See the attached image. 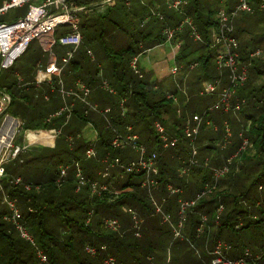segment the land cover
I'll use <instances>...</instances> for the list:
<instances>
[{
  "label": "trees",
  "instance_id": "trees-1",
  "mask_svg": "<svg viewBox=\"0 0 264 264\" xmlns=\"http://www.w3.org/2000/svg\"><path fill=\"white\" fill-rule=\"evenodd\" d=\"M138 1L143 5L139 12H133L129 7L131 4L129 2L132 0H115L112 5L106 4L105 13L97 12V7L100 6L90 8L77 1L78 5L85 6L79 12L82 34L79 48L91 40L92 25L100 26L99 37L103 41L106 64H97L90 69L83 64L84 61H72L71 69L63 79V85L53 86L54 91L48 89V86H45V89L54 98L53 92L59 94L61 88L65 91L77 90V83L83 82L91 89L89 101L96 102L100 108L112 107V112L107 117L95 111L86 114L85 105L76 98L79 105L70 116L74 119L73 123L67 125L70 121L68 120L65 124L64 134L67 136L59 135L58 137H62L59 144L66 147V150L58 153L56 167L50 165L47 168L51 172L47 181L41 179V175L47 174L45 169L39 170L37 166H30L32 162L44 163V155H37L34 158L31 155V159L27 160L24 154L28 150L26 149L18 159L14 160L20 159L19 164L12 165L14 161L10 162V170L14 174L24 171V177L18 176L21 177L23 184L30 185L31 189L27 190L24 185L11 183L13 179L11 177L5 185L2 183V189L0 188L2 196L0 264L40 263L35 247L19 235L12 223L3 219L8 212L3 203L4 192L16 200L20 219L26 222L38 247L42 248L47 255L48 264H102L105 255L109 253L116 258L117 264H209L210 251L213 250L217 240H222L230 246V249L225 250L226 257L240 258L249 251L252 255L262 254L257 264H264V61L260 58L251 59L248 55L250 46H259L262 42L264 43V34L258 37L253 36L249 32L253 24L247 27L242 22L244 18H251L255 14H261L264 21V8H260L261 0H251L253 12L241 13L235 19L234 36L239 42L241 63L248 67V79L238 89L237 97L241 99V102L243 101L242 109L234 115L224 114L223 111L213 107L218 100L217 94L199 95L204 80L214 81L220 75L215 63V50L210 45L213 42V31L218 25L217 12L221 1L187 0L185 14L181 15L175 11L174 14L164 15L163 20L152 16L153 8L148 9L143 0ZM230 1L228 5L232 7L229 4ZM89 14L92 16L90 17ZM184 15L193 19L203 42H197L191 38L188 30L178 33L175 38L174 43L183 41L175 61L187 66L192 62H198L195 69L188 70L190 77L187 88L189 104L192 105L187 104V111H180L176 106L178 101L175 102L169 98L166 90L157 80L151 79L152 76L144 72V78L140 79L131 69L130 62L146 50L165 42L162 29L158 30L157 23L161 25V22L162 28L175 26ZM241 15L243 17L239 18ZM135 17H138L140 21L139 28L117 31V26L127 23L131 25ZM147 17L154 18L144 23ZM106 36L112 45L104 42ZM36 59L35 52L31 53L24 65L25 68L20 70L28 82L35 81L33 70L38 61ZM14 78V72L4 75L0 80V92L6 91L11 96L10 106L11 109L13 108L11 115L22 120L26 129H53L55 121L68 119L64 113L46 122L48 115L42 113L43 108L39 100L32 104L35 95H41V93L34 91L36 87L33 84L31 86L33 93L24 94L22 89L17 88ZM103 80H106L116 91L115 94L108 93L101 87ZM124 98H126V113L122 116L119 104ZM60 105L61 101L53 99L51 105L47 106L46 112L54 114L60 110ZM214 111L218 130L213 131L210 128L214 134L210 141L202 143L203 140H198L195 158L199 161V165L191 166V173L188 175H191V178L181 177L180 168L192 156L189 140L184 138L187 118L192 119L196 113H200V115L205 114L207 121ZM106 118L111 123L110 127L106 126ZM35 119L39 122L33 126ZM224 121H228L231 137L226 136L227 127ZM89 122L94 123L98 132L97 158L90 160L85 157L90 140L86 141V137H83L81 132V128L89 125ZM156 122H160L170 135L180 138L177 147L162 148L155 129ZM203 125L202 132L207 127L206 122ZM127 126H132L133 131L139 135L140 142L145 144L150 152L156 151L159 154L157 164L160 169L158 177L160 190L168 199L165 209L171 213L173 222L177 220L179 197L193 198L197 192L203 190L206 183L213 182V169L224 166L228 158L237 154L229 167L230 172L219 179L217 188L204 196L188 213L184 228L185 239L174 240L171 226L162 224L160 219L154 218L155 209L148 200L147 191L141 187L142 173L128 175L117 182L115 185L119 191L118 194H92L88 187L76 191V182L72 175L61 186L56 184L59 174L58 166L62 163L80 161L85 173L93 177L92 171L96 167H101L97 162L99 158L107 155L111 159L131 158L130 147L114 149L111 146L116 130L126 132ZM232 130L236 137L234 135L232 137ZM70 134L74 136L71 149L67 146ZM231 138V143L228 144ZM244 139L248 140L249 146L238 152ZM225 143L228 145L226 144L223 148ZM214 149L225 151V153L222 156L216 153L212 155ZM132 158L136 156L132 155ZM209 164L214 166L211 167ZM6 171L7 173L9 171L7 166ZM31 178H35L36 181H31ZM187 179L189 180L186 181ZM167 184L182 187L184 192L180 196H169L166 190ZM219 205H223L224 210L217 218ZM129 209L135 210L144 219L140 238H137L131 229L132 217ZM202 216L208 218V223L199 237L197 228L202 224ZM88 217L90 221L87 223ZM106 218L119 219L122 229L119 232L107 229L104 224ZM192 244L198 248L199 252L192 249ZM103 245L107 246L106 252L100 250ZM88 246L98 249L95 256L87 252Z\"/></svg>",
  "mask_w": 264,
  "mask_h": 264
},
{
  "label": "built area",
  "instance_id": "built-area-1",
  "mask_svg": "<svg viewBox=\"0 0 264 264\" xmlns=\"http://www.w3.org/2000/svg\"><path fill=\"white\" fill-rule=\"evenodd\" d=\"M34 0H5L0 8V15L5 14L12 8L28 6L27 13L11 23L0 24V72L2 70L11 69L14 64L27 52L30 45L35 41H38L42 47L51 48L55 44H60L67 48V56L70 59L75 51L79 48L82 41V34L80 31V16L84 8L78 7L67 0H42L41 4L33 5ZM167 6L170 9L177 11L179 14H185V8L188 6L187 0H166ZM221 5L217 12L218 25L213 31V42L210 45L215 50V63L219 71H228V83L225 86H220L221 80L217 81H205L202 83V88L199 91V95H218V100L213 106L221 111L228 113L230 111H240L242 108V102L237 101V92L248 79V67L241 63V55L239 51V42L234 36L235 31V19L241 13H252L253 6L251 0H236L232 7H229V0H220ZM114 4L115 0H107L106 4ZM260 8H264V0H261ZM152 16L164 19V14L157 11H151ZM147 20L144 21V23ZM143 23V24H144ZM188 33L195 41L203 42L202 36L197 30V27L193 19L184 15L182 20L175 26H165L162 29V35L165 37V43L172 44L178 33ZM182 45L181 41L177 42V50ZM261 55V50L257 49L250 54V58L258 57ZM176 56V55H175ZM139 56L135 57L130 62V67L134 74L140 79L144 78V73L139 66ZM175 58V57H174ZM198 66V62H192L189 66L184 63H175L170 69V76L174 78L175 86L180 91L182 90L181 84L178 81V76L182 72L193 70ZM50 77L44 78L42 72L38 80L39 84L48 82L50 83ZM18 84H22V78L18 77ZM77 90L65 91L61 88V93L64 97L72 95L74 98H78L85 105V113L95 111L101 114L103 117H107L112 112V107L100 108L97 103L89 101L88 97L91 93V89L83 82L77 83ZM101 87L108 93L115 94L116 91L109 85L106 80H103ZM168 97L172 98L175 102L178 101L175 94L168 93ZM236 100V101H235ZM11 96L6 92H0V188L2 189V181L6 177V165L16 159L19 155L26 151L28 148L25 145L15 144V139L19 133L22 122L19 118L11 115L8 111L11 105ZM126 98L122 99L119 104L120 113L125 116ZM235 101V102H233ZM74 111L73 104H65L59 111L52 114L47 121L52 118L58 117L62 114H66L69 119ZM205 114H196L192 119L186 122L184 129V138L189 140L192 147V156L187 163L180 168V176L183 177L191 172L192 165H198V160L195 158L196 145L195 140L200 133L201 127L205 122ZM106 126L110 127L111 123L106 118ZM208 125H212L211 121L206 122ZM227 137L231 136V131L228 124ZM155 129L159 135V140L164 149L175 148L179 144L180 138L178 136L170 135L165 127L160 123H155ZM57 135L60 132H56ZM68 140H72V136L68 137ZM97 135L94 139L90 140L89 146L85 151L86 159L97 158L96 150ZM226 144L223 146L225 147ZM248 140L244 139V146L247 147ZM111 146L114 149L130 147L137 153V158L127 162H120L118 160L111 159L109 156L104 157L101 162L103 163V169L99 175L102 179L95 180L85 175L82 164L80 161H74L71 163L63 164L59 166V174L56 179V184L61 186L69 177V172L74 171V180L76 182V191L82 190L84 187H88L92 194L104 195L106 193L118 194V192L112 190V171L118 170L120 177L124 175L143 174V180L141 187L148 193V199L155 209V215L161 218L163 224L171 226L174 240H183L184 228L186 225L188 213L194 208L198 202L213 189V186L230 170L233 158L227 159V163L219 168L213 169V182L212 186L206 183L203 190L198 192L191 199H183L179 197V210L177 213V220L173 222L172 216L164 209L167 197H163L159 202L154 193L160 190V182L156 177L159 173L157 167L158 153L156 151L150 152L148 147L140 142L139 135L133 131L132 126L126 127V132H115V135L111 141ZM235 156V155H234ZM11 183L15 185H24L25 189L30 190L31 186L23 184L20 177H15L11 180ZM166 190L169 196H180L184 189L179 186L167 184ZM4 192V191H3ZM3 203L6 205L8 212L4 215L3 219L14 225L19 235L35 247L36 256L38 257L39 264H48V258L43 249L39 248L33 235L30 233L26 222L20 219L19 208L15 199L10 198L4 192ZM224 210L223 205H219L217 210V218H219L221 212ZM129 214L132 217V230L137 238L141 237L142 225L144 219L141 218L138 213L129 209ZM92 214V213H91ZM90 214V215H91ZM90 221V217L87 219V223ZM208 223V218L202 216V224L197 228V236H201L205 231ZM105 227L111 231L119 232L121 230V222L117 218H106L104 220ZM230 249L226 243L222 240H217L214 244L213 250L210 251L211 261L209 264H257L262 258V254L252 255L249 251L244 253V256L240 258H229L225 256V250ZM87 252L95 256L98 249L93 246L86 248ZM101 251H107V246L103 245L100 248ZM261 255V256H260ZM102 264H117V260L110 253L106 254Z\"/></svg>",
  "mask_w": 264,
  "mask_h": 264
},
{
  "label": "crops",
  "instance_id": "crops-1",
  "mask_svg": "<svg viewBox=\"0 0 264 264\" xmlns=\"http://www.w3.org/2000/svg\"><path fill=\"white\" fill-rule=\"evenodd\" d=\"M3 1L4 0H0V8L3 5ZM67 1L70 2V3H72V4H74V5H76V6H78V7L85 8V6H80V5L77 4V1L78 0H76V1L75 0H67ZM101 1L102 2H105V4L107 2V0H101ZM41 2H42V0H34L32 2V4L33 5H39V4H41ZM235 2H236V0H231L230 3H229L230 6H233L235 4ZM129 3H131L129 5V7L131 8V10L133 12H139V11L142 10L143 5L141 4L140 1H138V0H132V2H129ZM143 3H145V5H147L148 9H150V7H151V8H153V10L155 9V10H157L159 12H161L163 6H166L167 7V1L166 0H143ZM27 11H28V6H26L25 11L21 15H19L18 17H16V18L18 19V18L23 17L27 13ZM177 16H179V15H177ZM14 21H12V22H14ZM8 23H11V22H8ZM1 24H6V23H1ZM181 42L183 43V41H181ZM31 45H30L28 51L30 50ZM178 50H177V43L167 44V43L164 42L162 44H159V45L155 46L154 48H151V49L146 50L139 57V62L138 63H139V66L142 68L143 72L145 74H147L148 76H152L151 79H154L155 81L157 80V82L161 86L164 87V89L166 90L167 94L168 93L175 94L174 91L177 89L176 86H175L174 78L172 76H170V69L173 67V65L175 63H177L175 61V58L174 57L178 53ZM28 51H27V53H28ZM25 63L20 64V66L22 65V67L19 66V68L21 70H23L25 68V66H24ZM53 64L56 65V64H58V62H53ZM49 65H50V61L45 62L44 66H42V62L41 61H39V62L37 61L36 62L35 67H39V69L36 72H35V69L33 70L34 71L33 77L35 79L34 82H37L38 83V80L40 78V73L41 72H42V76H44V78L45 77L46 78H49L50 77V73L49 72L50 71H54V69L51 68V67L49 68ZM30 66H31V64H30ZM44 69L46 71H44ZM189 73L190 72H188V71L182 72L178 76V78H177L178 81H179V83L181 84L182 89L184 90V91L176 90V94H175L177 96V99H178V102L176 103V106H177V108H179L178 110H180V111H183V110L184 111H187L186 110L187 109V104H189V101H190V99H189V93H188V88H187V83H188V80H189V77H190ZM14 74H15V78L14 79H15L17 88L22 89L23 92H24V94H26V95L33 93V90H31V86L33 84H35V83H33L32 81H29V82L26 81L24 79L25 76H23V74L20 73L19 71H15ZM219 74L220 75H219L218 79H216L214 81H217L219 79L221 80L222 77H225V78H223V80H221V83H220V86H225L228 83V78L225 76L224 72L219 71ZM18 77H21L22 78V84H18ZM61 79H62V80H60V81H62L61 82V85H63V78H61ZM50 81H51V78H50ZM205 81H210V80H204L203 82H205ZM47 83L48 82H45L44 84L42 83L44 86L41 85V84H35L34 85L36 87V89H34V91L37 92V93L40 92L41 95H37L36 94L35 95V98H33L34 101L32 100V104L33 103H36L37 100H39L41 107L44 109V108H47V106L51 105V102L53 101V99H56V101H58V102L61 101V105H60L61 107L65 104V102H67L68 104H73L74 109L77 107V105H79L78 102H76V98H74L72 95H68V96L64 97L63 94L60 93V92H59V94L53 92L54 98H53V96H50L46 92V89H45V86H48ZM51 91H53V90L51 89ZM92 103H94V102H92ZM189 105L191 106L192 104H189ZM10 108H11V106L9 107V110H10ZM52 114L53 113H50L46 117V122H48L47 120H48L49 116L52 115ZM196 114H200V113H196ZM215 115L216 114L213 113L212 114V117L211 118L209 117L207 119V121H211L212 122L211 127H214L216 130H218V123H217V119H216ZM57 119H59V118H57ZM68 120H70L69 121V124H67ZM73 120L74 119L72 117V118L67 119V120L66 119L65 120L64 119L63 120L60 119L57 122L55 121L53 123V124H55L53 129H46V130L45 129H37V130L26 129V132H27L26 133V138H27V140L28 139L30 140L29 143L27 144V147H28L27 149H29V147H32L34 145H39L41 147H44V149L45 148H53V147H56V145L59 143V140L62 139V137L61 138H58L59 135H62L64 137L67 136V135L64 134V130L66 129L65 124L70 125L71 123H73ZM207 121H206V118H205V122H207ZM22 124H24L23 121H22ZM214 128H213V131H216ZM42 131H43V134L40 133ZM56 132H60V134L57 135ZM81 132L84 135L83 137H86V141L87 140L94 139L96 135L98 136L97 129L94 127V123L92 124L91 122H89V125L87 124L84 127H82L81 128ZM69 136H72V135L70 134ZM78 137H80V136H78ZM42 140H47V142H42ZM24 142H25V140L23 139V145H25ZM67 142H68L67 143L68 144L67 146L71 149L72 146H73V142H74V136H72V140L71 141L67 140ZM19 145H21V144H19ZM64 150H66V147L60 146L59 151H64ZM128 150H130V149H128ZM129 152H130V157L131 158H128L127 160H125V159L123 160V159H120V158L117 157L115 159L118 160V161H120V162H127V161L134 160V159L137 158V153L135 154L132 149ZM28 153H29V150L26 153H24V154H28ZM40 155H42V153ZM132 155H135L136 158H132ZM107 156H109V155H107ZM102 159L103 158H101V159L99 158L97 160V162L100 163V166L101 167H96L94 169V171H92L93 173H91V174H93L92 175L93 177L88 176L85 173V170L83 169L85 175H87L88 177H90L92 179L102 181V179H101V177L99 175L100 171H102V169H103V163L101 162ZM61 165H63V163L60 164L59 166H61ZM30 166L41 167V166H43V163H40V164L32 163V164H30ZM157 167H158V170H159V173H160L159 166L157 165ZM82 168H83V165H82ZM159 173H158V175L156 177H159ZM6 174H8V173H6ZM70 175H72L74 177V171L69 172V176ZM117 175H118V178L121 179L120 178L119 171L118 170H113L112 171V180H111L112 183H113L114 178L117 177ZM8 176L9 175H6L5 179ZM126 176H128V175H126ZM211 176H212V174H211ZM15 177H20V176L16 175V176H13L11 178H15ZM188 180L189 179H187L186 181H188ZM119 181H122V179L121 180H118L117 179V182H119ZM154 196L160 202L165 195H162L161 190H159V191H157V192L154 193ZM167 202H168V199L166 201V204H167ZM166 204L164 205V209H165ZM168 213H170V212H168ZM155 217L158 218V219H160V222H161V218L159 216L156 215ZM121 229H122V226H121Z\"/></svg>",
  "mask_w": 264,
  "mask_h": 264
},
{
  "label": "rangeland",
  "instance_id": "rangeland-1",
  "mask_svg": "<svg viewBox=\"0 0 264 264\" xmlns=\"http://www.w3.org/2000/svg\"><path fill=\"white\" fill-rule=\"evenodd\" d=\"M82 4H86V6L88 7H96V6H100V7H97V12L99 13H105L106 11V4L105 2H102L101 0H79ZM26 9V6H21V7H16V8H12L10 9L8 12H6L5 14H1L0 15V24L1 23H8V22H12L14 21L15 19H17L16 17L19 16V13H23ZM170 9V8H169ZM166 6H163L162 8V11L161 13H163L164 15H167L169 13H175V10L171 9L169 10ZM93 14H96V13H93ZM243 15V14H242ZM240 16L239 18L243 17V16ZM89 16L91 17L92 14H89ZM134 18V16H133ZM154 17H147L145 18L146 20H148V22L153 19ZM105 22V21H104ZM139 20H138V17H135V20L133 21V23L131 25H128L129 23L125 24V25H119L117 26V31H129V30H132V29H137L139 28ZM147 22V23H148ZM243 25L245 26H249L250 24L252 25L249 29V32L253 35V36H256L258 37L259 35L261 34H264V21H263V18H262V15L261 14H255L253 16H251V18L247 17V18H244L243 19ZM160 24L162 25V23L160 22ZM98 25V24H96ZM157 23V27L159 28L158 30L160 29H163L161 26ZM91 34H92V38L90 41H88L87 43H84L79 49H77L74 53V55L68 59V56L66 54L67 52V48L65 46H62L60 44H55L54 46H52L51 48H45V47H42L41 44L38 42V41H35L34 43H32L31 45V48L30 50L28 51V53L25 55H23L16 63V65L14 66V68L12 69H9L8 71L7 70H2L0 72V80L4 77V75L6 76L7 74H12L13 72L15 71H19L20 73H22L19 69V65L20 64H23L27 61V58L30 56L31 53H34L35 52V58L36 61L38 60L42 62V66H44L45 62H48L50 61V65H49V68H53L54 71H50V78H51V83H47L48 85V89H52V87L54 86H61V82L60 80H62L61 78L64 79L66 73L68 71H70L71 69V63L72 61H84L83 64L87 65L90 69L93 68L95 65L97 64H106V61H105V58H104V55H103V41L102 39L99 37L100 35V26H94L92 25L91 29ZM110 35V34H109ZM104 42L108 45H112L111 41L109 38H107V36L104 38ZM129 42V41H128ZM40 44V45H39ZM257 49H260L261 50V55L258 56V57H254L255 59L256 58H260L262 59V61H264V43L262 42L259 46H250L249 49H248V55L250 57V54L252 52H255ZM34 50V51H33ZM253 58V59H254ZM252 59V58H251ZM53 62H58V64L54 65ZM30 65V63H28ZM35 69V72L39 69V67H34ZM48 70V69H47ZM44 71H46L44 69ZM225 76L228 78V71L227 70H223ZM23 74V73H22ZM223 78L225 77H222L221 80H223ZM35 84H39L37 82H34ZM34 84V85H35ZM44 84V83H43ZM41 84V85H43ZM44 86V85H43ZM54 91V89H52ZM181 91H184L183 89ZM236 101V100H235ZM233 101V102H235ZM237 101L238 102H241V99L238 97L237 98ZM31 110V108H29ZM242 109V108H241ZM9 110V109H8ZM220 110V109H219ZM217 111V110H215ZM214 111V113H215ZM9 113L10 114H13V108L9 110ZM42 113L45 115H49L50 112H46V108H44L42 110ZM224 114H237L238 111H230L228 113H225L223 112ZM216 114V113H215ZM196 115V114H195ZM51 116V115H50ZM49 116V117H50ZM34 119V118H33ZM191 119V117H190ZM189 120V118H187V121ZM22 122V121H21ZM39 122L38 119H35L33 121V126H36L37 123ZM214 122V121H213ZM226 124H228V121H224ZM215 124V123H214ZM204 126V125H203ZM203 126L201 127V130H200V133L198 134L196 140H195V145L197 144L198 140H203L202 143L204 142H208L210 141V139L212 138V136H214V134H212V130L210 128H214V127H211V125H206L207 127H205V130L202 132V129H203ZM215 129V128H214ZM229 129H230V126H229ZM216 130V129H215ZM217 131V130H216ZM43 132V131H42ZM26 128H25V125L23 124V126L21 127L19 133L17 134V137L15 139V144H21L23 145V139L25 140V146H27V144L29 143V139L27 140L26 138ZM233 135L235 136V132H233L232 130V137ZM227 136V135H226ZM231 137V136H230ZM236 137V136H235ZM227 139V138H226ZM231 140L232 138L230 139V141L228 142L231 143ZM227 144V143H225ZM227 144V145H228ZM60 146L61 144H57V147H53V148H45L44 147H41L39 145H34L32 147H29V153L28 154H25L27 156V160H30L31 159V155L32 157L34 158L35 156L37 155H40L42 153V155L45 156V162L43 163V166H41L40 168L38 167L39 170H42V169H45L47 174L45 175H41V179L42 181H47L49 178H50V174L51 172H49V170L47 169L50 165H52L53 167H56V164L55 163H58V153L60 152L59 149H60ZM244 146V141L241 145V147L238 149V152L244 150L242 149V147ZM249 146V144H248ZM163 148V147H162ZM224 148V146H223ZM164 149V148H163ZM169 149V148H168ZM27 150V151H28ZM163 152V151H162ZM197 152V151H196ZM214 153H211L212 155H220L222 156V154L225 153V151H219L218 149H214L213 150ZM134 153L136 154V152L134 151ZM25 155H23V158L25 159ZM159 156V154H158ZM237 154L235 156H231L233 158V161L234 159L236 158ZM20 160V159H19ZM19 160L17 161H14V163H11L12 165L13 164H19ZM33 163V162H32ZM30 163V164H32ZM54 163V164H53ZM71 163V162H70ZM64 164H67V163H64ZM207 164V162L205 163ZM158 165V164H157ZM198 165H199V161H198ZM196 165V166H198ZM210 165V164H209ZM9 169L8 171V174L9 175L6 179H3L4 182L2 181L3 185H5L7 183V181L9 180L8 178L9 177H13L15 175H20V176H23L25 173H23L24 171L22 172H19L17 174H14L11 170H10V163H8L6 165ZM211 166V165H210ZM214 166V165H213ZM211 166V167H213ZM216 167V166H215ZM99 169V168H98ZM72 171V170H71ZM70 171V172H71ZM230 172V170L228 171ZM191 173V172H190ZM189 173V174H190ZM188 174V175H189ZM188 175H185V176H188ZM126 175H124L123 177H120L122 180L125 179ZM24 177V176H23ZM125 177V178H124ZM184 177V176H183ZM158 178V177H157ZM187 178H191V175L188 176ZM117 179L118 180H121L118 178V175L117 177L114 178L113 180V183H112V190L116 191V192H119L118 189H117V186L115 185L117 183ZM250 180H252L250 178ZM31 181H36L35 178H31ZM218 183V182H217ZM211 184L212 186L214 185V182L212 183H209ZM217 185V184H216ZM217 186L215 187V185L213 186V189H216ZM211 190V191H212ZM210 191V192H211ZM208 192V193H210ZM198 193V192H197ZM148 195V193H147ZM208 195V194H207ZM3 199H4V196H3ZM2 200V196L0 194V202ZM0 207H1V204H0ZM223 213V211L221 212V214ZM220 214V215H221ZM220 217V216H219ZM156 218V217H154ZM153 218V219H154ZM158 219V218H157ZM159 220V219H158ZM122 226V224H121ZM192 249L195 250V252H199L198 251V248L192 244ZM172 250H174V248L172 247ZM261 256V255H260ZM261 260V259H260ZM259 260V261H260ZM258 262V261H257Z\"/></svg>",
  "mask_w": 264,
  "mask_h": 264
},
{
  "label": "bare ground",
  "instance_id": "bare-ground-1",
  "mask_svg": "<svg viewBox=\"0 0 264 264\" xmlns=\"http://www.w3.org/2000/svg\"><path fill=\"white\" fill-rule=\"evenodd\" d=\"M41 134H43V132H40ZM42 142H47V140H42Z\"/></svg>",
  "mask_w": 264,
  "mask_h": 264
}]
</instances>
